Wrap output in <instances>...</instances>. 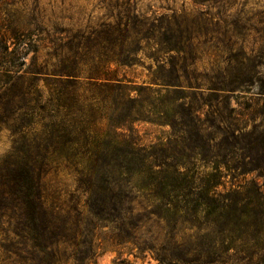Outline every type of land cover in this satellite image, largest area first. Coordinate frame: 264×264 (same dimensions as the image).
I'll use <instances>...</instances> for the list:
<instances>
[{"label":"trees","instance_id":"obj_1","mask_svg":"<svg viewBox=\"0 0 264 264\" xmlns=\"http://www.w3.org/2000/svg\"><path fill=\"white\" fill-rule=\"evenodd\" d=\"M206 2L193 0V12L111 11L72 34L58 26L50 33L36 14L12 18L0 2V135L10 138L0 156V264H62L80 218L91 226L89 248L75 264L98 255L96 231L106 226L95 218L122 229L113 247L157 250L142 239L152 218L166 224L167 246L178 248L182 224L234 236L248 210L260 214L255 231L264 236L262 185L227 180L264 168V122L247 124L264 99L249 98L243 111L232 106L244 79L226 82L231 63L208 84L198 73L197 61L222 35ZM134 69L140 80L127 72ZM139 123L168 130L146 144Z\"/></svg>","mask_w":264,"mask_h":264},{"label":"rangeland","instance_id":"obj_2","mask_svg":"<svg viewBox=\"0 0 264 264\" xmlns=\"http://www.w3.org/2000/svg\"><path fill=\"white\" fill-rule=\"evenodd\" d=\"M0 2L4 12L12 18L20 17L28 22L36 14L42 26L50 29V33H54V27L58 26L57 29L71 30V34L74 30L87 33L105 14L111 11L117 14L119 10L123 11L125 8L140 14L160 12L162 6L179 11L185 9L188 12L197 9L193 0H0ZM202 6H210L212 14L221 20L222 35L221 41L218 43L217 40H213L197 61L198 73L207 77L205 84H208L220 77L219 67L227 68L231 63L232 68L226 70V82L234 80L237 76L238 80L244 79L239 81L237 89L231 92V104L243 111L251 101L249 98L259 96L264 99V25L261 24L264 21V0H209ZM38 34L39 38L45 39L48 36L46 32ZM40 52L42 59L45 58V52ZM32 56V52L27 55L26 65L30 64ZM127 72L130 77H137V80L143 77L140 69ZM249 74L253 75V78L246 80L245 77ZM223 106L225 103L221 102L220 107ZM207 108L211 112L214 111L215 103ZM261 122H264L263 101L260 103L257 117L250 119L247 124L250 128L254 123ZM136 128L142 142L146 144L157 141L168 130L146 123H139ZM9 147V134L4 131L0 135V156ZM76 169L70 165H52V170L73 172ZM227 180L259 182L264 190V168L245 176L240 175L236 178L230 176ZM248 211L249 215L239 220L236 226L239 231L234 236L226 237L227 234L223 235L217 230L206 235L205 231H190L186 229L187 225H178L175 237V242L180 243L177 245L178 248L175 245L167 246L170 236L164 222L154 218L146 219L143 231L147 234L142 239L147 237V242L154 240L157 250L139 248L132 243L111 246L109 240L113 233L120 234L122 229L112 230L110 222L95 218L93 223L106 227H100L96 231L99 236V246L96 248L98 255L94 259L83 261L82 264H264V236L255 231L257 228L255 224L262 218L260 214ZM119 224L123 227V222ZM77 228V245L62 246L60 252L62 264H75L74 256L89 248L85 241L91 226L80 218ZM141 245L143 246V243ZM229 246L232 249L228 250ZM162 258L165 261H162Z\"/></svg>","mask_w":264,"mask_h":264}]
</instances>
